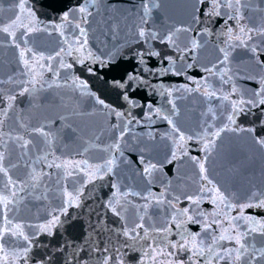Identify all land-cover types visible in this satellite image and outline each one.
Here are the masks:
<instances>
[{
    "label": "water",
    "instance_id": "95a60500",
    "mask_svg": "<svg viewBox=\"0 0 264 264\" xmlns=\"http://www.w3.org/2000/svg\"><path fill=\"white\" fill-rule=\"evenodd\" d=\"M79 2L80 0H27V6L35 13V19L40 22L41 31L25 37L28 41L25 44L20 39L21 32L18 30L17 42L22 48L27 47L42 53L45 58L49 55L54 56L61 48L67 49L65 41L74 42L78 36L77 30L66 26L64 36H61L52 24L59 23L60 17ZM139 2L140 0H104L100 14L90 18L88 48L95 56L108 61L105 65L87 62L81 65L74 63V58L78 55L75 51L71 56L61 53L56 59L42 61L45 68L36 69L42 73V76H37L39 83L35 84L34 91L22 96L18 94L22 87L33 88V85L27 83L32 79V75L23 74L27 70L24 69L19 57V49L11 43L7 34L0 33V80L8 81L9 77L12 78V82L0 84V89L3 90L4 97L12 94L17 96L3 131L32 141L27 150L21 149L18 143L9 142L11 155L5 163L16 165L9 167V176L13 181L23 184V191L19 188L14 189L17 194L15 207L5 214L14 223L24 225V232L31 235L34 228L29 227L30 225L42 223L46 217L50 218L49 213H55L62 206L67 207V216L60 217L65 221L63 227L55 229V234L52 236L41 234L38 240L34 241L39 244L32 253L36 259L50 256V264H64L66 254L71 251L67 244L84 245L86 234L92 231L89 224H97L99 217H103L108 227H118L117 224H113L114 218L110 213L105 215L106 210L103 208L104 202L111 198L115 191L111 187L113 184H118L121 191L140 193V196L128 197L132 205H143L145 201L141 197L150 191L156 196L164 193L168 198L181 196L182 202L177 207L182 208L184 206L182 194L192 193L198 183H204L199 181V166L195 162L199 160L207 168L209 179L213 180L225 194H232L233 202L244 203L250 193L264 190V147L257 145L253 139L254 136L259 137L264 134V126H262L264 106L236 118V125L242 128L254 127L255 133L224 131L215 139V147L206 153L204 145L212 138L211 133L227 123L228 104L221 103L215 98L209 100L202 94L203 88L200 91L195 90L198 84L194 83L207 77V82L211 86L208 90H216L217 96L221 93H229L233 82L240 89H252L257 86L255 80L243 77L252 76L258 80L264 75V64H258L248 50L237 47L230 56L231 67L235 73H230L233 76L231 81L225 83L218 75L205 71L207 68H213V65H217L213 72L223 67L218 64V60L222 58L218 49L225 46L223 41L226 37L220 35L223 31L220 26L222 22L213 23L212 35L201 34V25L194 23L192 19L194 14L199 15V12L194 13V0H158L159 7L152 12L149 26L161 34L184 27L190 28L191 31H181L177 34L176 43L181 51L166 44L153 42V46L162 54L174 58L183 56V59H177L174 72L148 76L155 89L148 87L138 90L135 99L141 106L130 109L135 119L131 125H128L129 131L121 141L123 155L115 153L113 173L103 180H96L95 183H85L83 173L65 177L63 170L47 167L48 162L59 157L57 163L64 160H87L95 168L96 165L103 164L109 159L114 151L111 145L115 143L118 130L112 126L120 124L123 127V122L117 121L115 116L107 115V110H102L90 96L81 95L78 90L67 86L55 85H64L66 79L70 82L72 77H79L81 81L87 82L91 93L116 110L127 113L128 105L122 99V90L115 87V81L121 80L137 69V64L132 59L134 53L130 49L140 48L136 37V25L140 23L139 9L134 8ZM16 3L17 0H0L2 22L7 23L9 17L15 14ZM108 4L116 5L112 14L120 17L122 29L118 37L111 40L106 39L102 34L107 32V26L99 23L107 15L105 6ZM247 5V8L242 9L245 16L242 23L249 27L264 25V0H247ZM200 11H203V6H200ZM21 19L27 22L24 14H21ZM229 23L235 27L233 21ZM45 27H47L46 31L43 30ZM193 39L198 41L200 47L183 51L186 46L191 48ZM249 43L259 49L261 38L254 37ZM73 47L76 45L73 44ZM61 59L66 64H73L72 69L60 68ZM259 60L264 62V53H260ZM49 64L53 68L51 72L47 70ZM150 64L160 68L164 66L155 60L150 61ZM189 64L192 67H188ZM88 67H91L93 72L87 71ZM57 72L59 76L56 75ZM177 72L181 74H175ZM224 79L227 80V77ZM41 84L44 85L43 88ZM48 84H53V87L49 88ZM186 88L193 91H185ZM236 98L232 96V99ZM149 104L152 105V109H160L159 117L153 112L151 120L145 119L150 113L147 107ZM5 107H7L6 99L0 100V109ZM209 108L215 113V118L208 111ZM164 116H167L185 137L191 136L192 139L180 141L178 135L173 132V124L163 119ZM36 127H43L51 134V147L43 137L32 133V129ZM25 151L27 155L23 154ZM46 153L54 155H48L47 162L38 159ZM173 154L176 156L175 159ZM141 158L157 166L151 177L143 174L144 165L140 163ZM33 168L37 172L42 170L51 174L50 178L44 179L43 186L36 188L31 186L29 173ZM6 182L7 178L0 175V192L7 195L8 192L3 187ZM81 187H83V196L80 207H69L64 204V191H73L74 188ZM201 207L207 212H212L215 205L205 200ZM153 211L154 208L150 207L149 213ZM134 213L135 209L129 205L130 218H135ZM231 215L236 216L237 212L233 211ZM248 215L254 216L257 220H264V210L261 209H246L245 216ZM147 219L145 217L146 221ZM236 224L241 233L249 232L254 226L244 221H237ZM92 235L97 240L105 241L111 237L113 244L122 242V238L107 232L102 236H97L96 233ZM244 241L260 248L264 244V235L258 229L257 232L245 237ZM19 243L21 242L16 238H12L9 250L17 247ZM62 246L64 252L58 251L57 249ZM72 264H75V261H72ZM221 264H230V261ZM256 264H264V260L257 258Z\"/></svg>",
    "mask_w": 264,
    "mask_h": 264
},
{
    "label": "snow or ice",
    "instance_id": "6c2138e0",
    "mask_svg": "<svg viewBox=\"0 0 264 264\" xmlns=\"http://www.w3.org/2000/svg\"><path fill=\"white\" fill-rule=\"evenodd\" d=\"M101 6H104V0H80L74 8L66 11L60 17L59 23H53L52 27L59 31L61 36H64V28L66 26L75 28L78 36L74 42L65 41L67 49L61 48L54 56L49 55L45 58L42 53H37L27 47L22 48L20 43L17 42L18 30L21 32L20 39L25 44L28 42L25 37L41 31L40 22L35 19V13L27 6V0H17L15 14L9 17L7 23L0 20V33L7 34L11 43L19 49V57L24 69L27 70L23 74L32 75V79L27 81V83L33 85V88L22 87L18 93L19 95L22 96L29 91H34L35 84L39 83L37 76H42V73L36 70L37 67L40 69L45 68V64L42 61L45 59H56L60 57L61 53L71 56L73 51H75L78 55L74 58V63L81 65L86 62L105 65L108 62L101 57L95 56L88 48L90 18L100 14ZM200 6H203V11H200ZM115 7V4L106 5L105 12L107 15L99 22L107 26V32H102V34L109 40L116 39L122 30L120 17L112 14V10ZM158 7V0H140L138 5H134V8L139 9L140 23L136 25V37L140 48H131L130 51L134 53L132 59L135 60L137 69L132 73H128L121 80L115 81V87L122 90V99L128 105L129 111L127 113L116 110L111 105L106 104L104 100L95 96L94 93L89 91L87 82L81 81L79 77H72L70 82L66 79L64 85H55L56 87L67 86L78 90L81 95L90 96L102 110H107V115L115 116L117 121L123 122V127L120 124L112 126L118 130V135L115 138V143L111 145L114 151L110 154V158L103 164L96 165L93 168V165L87 160H64L57 163L56 161L59 160V157H56L47 163L48 168L63 170L65 177L83 173L85 183H95L96 180H103L106 176L113 173L115 153L123 155L121 141L129 131L128 125H131L135 119L130 109L141 106L135 99L138 90L148 87L155 89L148 76L166 75L169 72H174L177 59H183V56L174 58L173 56L162 54L160 50L153 46V42L166 44L177 51H181L176 43L177 34L181 31H191L190 28L184 27L175 28L170 32L161 34L159 31L151 29L149 20L152 17L153 10ZM247 7V0H244L243 3L242 0H194V13L199 12V15L194 14L192 19L194 23L201 25L202 35H212L211 26L213 23L222 22L220 26L223 31L220 35L226 37V39L223 41L225 46L218 49L222 54L218 64L223 67L213 72V69L217 68V65H213V68H207L205 71L218 75L225 83L233 79V76L230 75V73H233L230 56L237 47L248 50L258 64H264V62L259 60L260 53H264V25L249 27L247 24L242 23L245 19L242 9ZM21 14L25 15L27 22L21 19ZM229 21H233L235 27ZM43 30L46 31L47 27ZM254 37L261 38L259 49L249 43L254 40ZM73 44L76 47H73ZM198 47H200L198 41L193 39L191 48L189 49L186 46L183 51L194 50ZM114 58L112 57V59ZM152 60L164 66L162 68L156 67L155 64H150ZM165 62L167 63L165 64ZM59 67L70 70L73 64H66L61 59ZM188 67H192V65L189 64ZM47 70L53 71L50 64L47 65ZM87 71L93 72V69L88 67ZM175 74L179 75L181 73L177 72ZM56 75L59 76V73L57 72ZM225 77H227V80L224 79ZM243 78L255 80L257 86L252 89H240L233 82L230 92L227 94L221 93L220 96H217L216 90H208L211 86L207 82V77L200 82L194 81V83L198 84L195 90L200 91L203 88L202 94L209 100L215 98L221 103L227 102L228 104L227 123L211 133L212 138L204 145L206 153L215 147V139L219 138L224 131L247 132L249 134L256 132L254 127L242 128L236 125V118L241 114L247 115L253 109L264 106V75L260 76L258 80L252 76ZM6 82H12V78L9 77L8 81L0 80V84ZM43 87L44 85L41 84V88ZM48 87H53V84H48ZM185 91H193V89L186 88ZM232 96L237 98L232 99ZM16 98L15 94L4 97L3 90L0 89V100L6 99L7 101V107L0 109V175L7 178V182L4 183L3 187L8 192L7 195L0 192V264H21V262L23 264H50V256H41L38 259L33 257V249L39 247V244L34 243V241L38 240L41 234L52 236L55 234V229L63 227L65 221L61 220L60 217L61 215L67 216V207L62 206L55 213H49L48 216L50 218L46 217L42 223L34 226L30 225L29 227L34 228L31 235L24 232V225L14 223L5 214L15 207L17 194L14 189L19 188L23 191V184L13 181L11 176H9V167H16V165L5 163L11 155L9 142L18 143L19 147L24 150H27L29 145L32 144L31 140L25 139L23 136H14L11 132L3 131L5 121L9 119V111L13 109ZM147 107L150 109V113L145 118L146 120H151L153 112L159 117L160 109H152L151 104L147 105ZM208 111L215 118L213 110L209 108ZM162 118L167 120L169 124H173L167 116ZM136 122L140 123V121ZM173 132L178 135L180 141L192 139L191 136L185 137L184 133L174 124ZM32 133L43 137L49 147H51V134L46 132L43 127L33 128ZM253 139L257 145L264 147V134L259 137L254 136ZM23 154L27 155V152L25 151ZM50 154L54 155L53 153H46L43 157H38V159L47 162ZM175 158L176 156L173 154V159ZM193 159L195 160V158ZM195 162L199 166V181L204 183H198L194 192L182 194L184 203L182 208L177 207L182 202L181 196L168 198L164 193L156 196L150 191L147 195L141 197L145 201L143 205H132L128 197L130 195L140 196L139 192L121 191L118 184L111 185L115 191L112 193L111 198L104 202L103 208L106 210L105 215L110 213L114 218L113 224H117L118 227H108L103 217H99V214H97L99 217L98 223L89 224L92 231L86 234L84 245L73 246L67 244L71 251L66 254L67 258L64 264H72V261H75V264H221V262L229 261L230 264H256L257 258L264 260V244L257 248L255 244L244 241L245 237L249 236L250 233L257 232L258 229L264 235V220H257L252 215L245 216V210L249 208L264 210V190L250 193L244 203L233 202L231 193L225 194L213 180L209 179L208 170L204 163L199 160H195ZM140 163L144 165L143 174L147 177H151L153 171L157 170L155 164L145 162L143 158H141ZM29 176L32 182L31 186L36 188L43 186L44 179L46 177L50 178L51 174L42 170L37 172L33 168ZM63 195L65 197L64 204L69 207H80L83 187L74 188L73 191L65 190ZM205 200L215 205L212 212H207L201 207ZM129 205L135 209V218H130L128 214ZM150 207L154 208L151 213H149ZM233 211L237 212L236 216L231 215ZM145 217L148 218L147 221ZM237 221H244L254 226L250 228L249 232L241 233L237 227ZM105 232L122 238V242L113 244L111 237L105 241L104 239L97 240L92 235L96 233L97 236H102ZM12 238H16L21 243L17 247H12L10 251L9 247ZM228 244H234L235 246L228 247ZM57 250L64 252V247L62 246ZM80 253H83V255H80Z\"/></svg>",
    "mask_w": 264,
    "mask_h": 264
}]
</instances>
